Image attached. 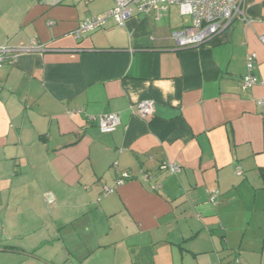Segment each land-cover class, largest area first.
<instances>
[{
	"label": "crops",
	"instance_id": "crops-1",
	"mask_svg": "<svg viewBox=\"0 0 264 264\" xmlns=\"http://www.w3.org/2000/svg\"><path fill=\"white\" fill-rule=\"evenodd\" d=\"M113 7L0 0V46L45 48L0 68V264H264V0L197 48H173L190 23L177 6L74 38ZM109 113L111 133L86 117ZM119 172L131 179L103 197Z\"/></svg>",
	"mask_w": 264,
	"mask_h": 264
},
{
	"label": "built area",
	"instance_id": "built-area-1",
	"mask_svg": "<svg viewBox=\"0 0 264 264\" xmlns=\"http://www.w3.org/2000/svg\"><path fill=\"white\" fill-rule=\"evenodd\" d=\"M114 7L105 13L81 21L73 36L75 39L83 35L90 34L103 28L107 21L112 19L118 26H124L125 22L133 15L152 14L155 20H159L171 6H177L182 16L190 18V23L170 33V39L175 50H185L197 48L211 41L215 36L221 33L233 21L240 19L245 26H249L254 20L244 16L241 8V0H113ZM264 21V17L258 21ZM259 41L264 46V35L259 37ZM45 50L38 41L32 40L22 46H0V68L15 63L16 59L22 54L41 53ZM256 67V55L248 53L245 58V74L242 77V89H249L258 83L254 75ZM259 106H264V98L258 101ZM136 111L141 117L151 116L154 112V104L151 101H142L136 105ZM81 113V110H68L66 114L72 116ZM88 121L96 122L101 133H111L120 122L119 114L109 113L97 117L86 116ZM115 167L116 164H113ZM159 170L170 175H176L181 170L180 167L170 161H163ZM240 167L235 169L236 175H241ZM150 177L145 176L144 181ZM131 176L129 172L117 173L113 185L104 187L102 196L105 197L113 193L117 188L129 181ZM158 185L150 186L151 190H156ZM219 195L218 191H212L208 194V201L216 204Z\"/></svg>",
	"mask_w": 264,
	"mask_h": 264
},
{
	"label": "trees",
	"instance_id": "trees-1",
	"mask_svg": "<svg viewBox=\"0 0 264 264\" xmlns=\"http://www.w3.org/2000/svg\"><path fill=\"white\" fill-rule=\"evenodd\" d=\"M263 178H264V176H263Z\"/></svg>",
	"mask_w": 264,
	"mask_h": 264
}]
</instances>
